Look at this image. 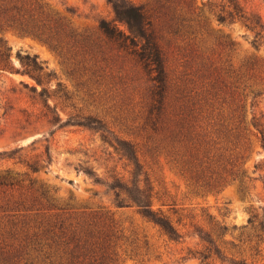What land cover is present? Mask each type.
<instances>
[{
  "label": "rangeland",
  "instance_id": "1",
  "mask_svg": "<svg viewBox=\"0 0 264 264\" xmlns=\"http://www.w3.org/2000/svg\"><path fill=\"white\" fill-rule=\"evenodd\" d=\"M128 1L138 5L155 3L154 0ZM193 2L213 40L230 41L233 43L231 54L236 62L256 61L262 70L255 86L247 89L243 101L244 126L247 129L233 156L236 159L233 166V172L237 174L235 181L220 192L204 191L154 147L157 140L150 138L145 128L149 82L130 57L114 51L112 60L103 64L104 70L99 73L90 60L92 55L81 49L64 47L56 50L33 35L11 30L0 31L2 46L10 48L6 54L0 47V152L20 150L13 158L0 155V174L7 170L13 175L23 174L28 168L20 160V155L23 160L34 159L37 155L47 157L50 149V164L42 162L39 171L30 173L34 187L49 190L50 199L59 206L87 212L97 210L104 216L113 217L131 237L129 242H125L129 253L133 250L136 254L135 257H127L124 264H201L198 259H182L183 249L195 246L198 241L194 225L209 230L216 227V222L229 226L226 237L237 244L233 247L220 242L227 255L245 259L250 264H264V243H260L256 250L255 232L250 229L249 222L250 219L255 223L264 219V147L253 124L254 115L264 121V39L257 34L258 30L244 23L220 24L216 15L220 14L225 1ZM241 2L250 13L261 16L264 22V0ZM45 3L51 14L61 19L70 30L94 40L101 37L100 22L115 19L107 0H45ZM164 44L174 77L186 80L181 76L186 68L182 53H178L179 47L167 41ZM17 53L37 56L43 64L40 74L43 85L50 91V109L35 93V88L41 90L42 85L24 72L25 69H34L33 66L23 65ZM100 75L101 85L98 82ZM196 89L201 92L200 84ZM257 92L259 95L255 97ZM208 110L212 112V119L204 121L211 125L215 138L219 135L215 132L218 129L233 127L228 124L221 127L224 123L221 119H225L227 114L221 112L219 105ZM58 115L62 121L58 120ZM86 116L101 120L106 129L80 125L79 121ZM54 117L57 120H53ZM117 140L135 144L138 159L148 171L157 192L155 208L168 213L176 224L181 221L180 227L186 224V228H182L187 233L184 242L168 241L157 227L141 217L136 207H116L114 192L95 183L84 171L89 168L103 178H108L111 173L127 177L131 166L117 146ZM242 183L246 186L244 191L240 190ZM22 197L25 199L24 195ZM20 202L18 189L0 190V246L5 251L13 243L12 232L35 224L36 211L29 210L28 204ZM233 225L247 228L233 230ZM145 235L150 247H141ZM133 240H138V243L133 244Z\"/></svg>",
  "mask_w": 264,
  "mask_h": 264
},
{
  "label": "trees",
  "instance_id": "2",
  "mask_svg": "<svg viewBox=\"0 0 264 264\" xmlns=\"http://www.w3.org/2000/svg\"><path fill=\"white\" fill-rule=\"evenodd\" d=\"M107 1L115 19L100 22L98 29L101 37L96 40L70 30L61 19L51 14L45 0H0V31L33 35L56 50L64 47L81 49L92 55L90 60L99 73L104 70L102 65L112 60L114 51L130 57L146 74L149 82L145 128L149 137L157 140L154 147L160 149L204 191L220 192L237 178L233 172L236 161L233 156L247 129L244 126L243 101L247 89L255 86L257 77L261 75L259 64L251 60L236 62L231 54L233 43L213 40L202 16L194 9L193 0H154L151 5H138L128 0ZM223 1L226 4L216 15L220 24L244 23L258 30L257 34L264 39L261 16L250 13L241 0ZM165 41L176 43L179 47L178 53H182L186 68L181 76L186 80L174 77L168 65ZM0 47L5 49L3 53L6 54L10 49L2 46L1 38ZM17 56L23 65L33 66L34 69H25L24 72L42 85L41 90L35 88V93L50 109V91L43 85L40 74L43 64L37 56L21 53ZM98 82L101 85L102 79ZM198 84L201 92L196 89ZM215 105L227 114L225 119H221L224 121L221 127L226 124L233 126L226 130L217 128L215 132L221 136L216 138L210 130L211 125L204 121L212 119V112L208 109ZM53 120L57 119L54 117ZM58 120L62 121L60 115ZM79 124L106 129L101 120L92 116L84 117ZM253 124L264 147V121L254 115ZM117 143L131 166L127 177L111 173L108 178H103L89 168L84 171L95 183L114 192L116 207H136L141 217L157 227L168 241L184 242L187 233L182 228H186V224L180 227L181 221L176 224L168 213L155 208L157 192L148 171L138 159L135 144L123 140H117ZM19 150H6L0 155L13 158ZM21 157L28 170L23 174L13 175L9 170L0 174V190L18 189L20 204H28L29 210L36 211L35 224L11 233L13 243L9 245L10 249L5 251L0 246V264H124L127 257H135L134 251L129 253L126 248L125 242H129L131 237L125 234L124 228L113 217L104 216L97 210L87 212L59 206L50 199L49 190L34 187L30 173L39 171L42 162L50 164V149L47 157L37 155L31 160ZM245 188L242 183L240 190ZM23 195L25 199H22ZM41 218L43 220L39 222ZM249 222L250 229L255 232L254 247L257 250L259 244L264 243V219L257 223L250 219ZM246 228L233 225V230ZM229 231L226 223L216 222V227L209 230L194 225L198 241L195 246L183 249L182 259H198L201 264H250L245 259L225 253L220 242L237 246L233 239L226 237ZM132 243L136 244L138 240ZM141 247H150L147 235Z\"/></svg>",
  "mask_w": 264,
  "mask_h": 264
}]
</instances>
